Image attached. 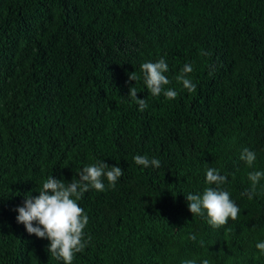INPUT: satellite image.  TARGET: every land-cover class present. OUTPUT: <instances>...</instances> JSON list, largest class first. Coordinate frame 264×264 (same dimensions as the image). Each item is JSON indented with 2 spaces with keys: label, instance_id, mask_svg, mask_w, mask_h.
I'll list each match as a JSON object with an SVG mask.
<instances>
[{
  "label": "trees",
  "instance_id": "obj_1",
  "mask_svg": "<svg viewBox=\"0 0 264 264\" xmlns=\"http://www.w3.org/2000/svg\"><path fill=\"white\" fill-rule=\"evenodd\" d=\"M161 58L173 100L140 70ZM186 63L194 93L175 79ZM98 160L124 175L77 202L91 239L72 264H264V178L245 194L264 172V0H0V264H64L16 209L49 176L71 182ZM210 167L240 209L219 228L185 199Z\"/></svg>",
  "mask_w": 264,
  "mask_h": 264
},
{
  "label": "clouds",
  "instance_id": "obj_2",
  "mask_svg": "<svg viewBox=\"0 0 264 264\" xmlns=\"http://www.w3.org/2000/svg\"><path fill=\"white\" fill-rule=\"evenodd\" d=\"M202 54L206 55V53ZM140 70L143 74L144 83L153 97L163 95L169 100L176 98L178 93L167 87L171 82L166 76L169 68L163 58L155 63H143ZM193 70V66L186 63L175 77L176 81L182 84L189 93L196 92V84L193 83L189 75ZM128 79L129 81H137L139 77L136 72H133ZM137 94L136 87H130L128 97L139 105L140 111H144L148 107L147 101L139 99ZM240 159L252 167L256 160V154L245 148ZM134 161L145 169L161 167L159 159H150L146 155H136ZM123 175L124 171L120 167H110L100 160L83 167L78 173L79 178H73L71 182L55 179L51 175L43 183L37 196L33 197L31 194L25 196L23 206L16 209L18 213L16 221L25 227L29 235L48 240L47 251L53 257L62 260L64 264H72L76 254L82 253L91 239L90 236L85 238V229L89 223V217L77 202L90 189H95L98 192L105 191V180H107L108 188H115ZM248 178L252 183V192L245 194L251 199L257 184L264 178V172H250ZM226 182L227 177L221 175L216 168H208L206 184L209 186L203 190L202 194L188 193L185 196L188 210L192 216L204 217L206 214L207 223L213 228L226 225L229 218L232 221L237 220L240 209L230 198V193L221 188ZM188 239L196 241L197 236L190 233ZM199 243L201 247L204 246L203 240H200ZM256 247L261 255H264V242L257 243ZM183 264H196V261L185 260ZM201 264H209V261L204 259Z\"/></svg>",
  "mask_w": 264,
  "mask_h": 264
}]
</instances>
